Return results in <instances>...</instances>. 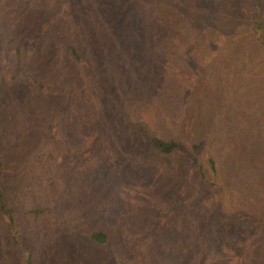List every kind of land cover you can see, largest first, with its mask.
Returning <instances> with one entry per match:
<instances>
[{"label":"rangeland","instance_id":"1","mask_svg":"<svg viewBox=\"0 0 264 264\" xmlns=\"http://www.w3.org/2000/svg\"><path fill=\"white\" fill-rule=\"evenodd\" d=\"M248 22L239 0H0V186L22 238L0 213V264H264L236 196L264 123Z\"/></svg>","mask_w":264,"mask_h":264},{"label":"trees","instance_id":"2","mask_svg":"<svg viewBox=\"0 0 264 264\" xmlns=\"http://www.w3.org/2000/svg\"><path fill=\"white\" fill-rule=\"evenodd\" d=\"M247 11L249 12V22L245 26V32L248 37L259 47L264 53V0H239ZM155 36H150L149 33H146L147 40H154ZM164 38H161L162 40ZM155 41V40H154ZM70 51L76 57H79V54L76 48L72 45L69 46ZM261 63V62H259ZM255 71L259 70L258 68L254 69ZM260 117V116H258ZM258 126L254 128L255 134L258 133V137L252 143L250 142V148L248 152V157H250V165L247 170V173L250 174L248 183L249 188L245 189L244 179L242 188L240 189L237 200L239 202L245 201V205L250 208L253 212H257L258 219L262 220L264 224V123L263 126ZM260 136V137H259ZM150 145L152 148L159 154H171L176 151L179 147V143L175 139L164 140L158 136H151L149 138ZM253 156V159H252ZM211 166L214 168L213 160L211 159ZM231 187L224 183L219 187V190L214 195V200L212 202V207L214 209H223V206L230 204V194L232 193ZM236 201V203L238 202ZM6 202L4 201V192L0 186V213H3L7 219V222L10 227L11 235L13 241L16 245L20 244L22 241L21 238V223L18 220L17 214L10 209H6ZM233 219L237 218L240 220L238 210L235 209L233 213ZM90 238L97 243L103 244L106 242V234L102 231H95L90 234ZM210 246L211 243H208Z\"/></svg>","mask_w":264,"mask_h":264}]
</instances>
